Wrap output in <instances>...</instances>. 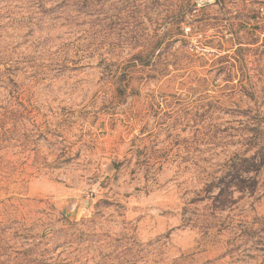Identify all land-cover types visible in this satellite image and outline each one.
<instances>
[{"label":"rangeland","instance_id":"374dc122","mask_svg":"<svg viewBox=\"0 0 264 264\" xmlns=\"http://www.w3.org/2000/svg\"><path fill=\"white\" fill-rule=\"evenodd\" d=\"M0 264H264V0H0Z\"/></svg>","mask_w":264,"mask_h":264}]
</instances>
